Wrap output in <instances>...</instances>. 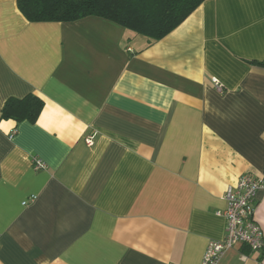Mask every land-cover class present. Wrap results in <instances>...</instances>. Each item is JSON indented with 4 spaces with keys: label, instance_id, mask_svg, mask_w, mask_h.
Masks as SVG:
<instances>
[{
    "label": "crops",
    "instance_id": "obj_1",
    "mask_svg": "<svg viewBox=\"0 0 264 264\" xmlns=\"http://www.w3.org/2000/svg\"><path fill=\"white\" fill-rule=\"evenodd\" d=\"M261 62L264 0H204L153 44L0 0V111L43 101L34 124L0 120V264H199L226 188L264 182ZM256 203L264 233V184ZM216 264H264V248Z\"/></svg>",
    "mask_w": 264,
    "mask_h": 264
},
{
    "label": "trees",
    "instance_id": "obj_2",
    "mask_svg": "<svg viewBox=\"0 0 264 264\" xmlns=\"http://www.w3.org/2000/svg\"><path fill=\"white\" fill-rule=\"evenodd\" d=\"M203 1L15 0V4L29 23H69L95 17L114 23L153 44L175 30ZM257 65L264 67V62ZM42 108L43 101L33 94L10 97L2 105L0 120L34 124Z\"/></svg>",
    "mask_w": 264,
    "mask_h": 264
},
{
    "label": "built area",
    "instance_id": "obj_3",
    "mask_svg": "<svg viewBox=\"0 0 264 264\" xmlns=\"http://www.w3.org/2000/svg\"><path fill=\"white\" fill-rule=\"evenodd\" d=\"M216 90L221 87L212 81ZM87 147H92L94 134L84 138ZM40 160H35L34 170L44 168ZM261 179L250 174L241 175L235 185L228 186L224 192L226 207L217 212L225 221L224 237L220 241H210L202 255L199 264H216L221 256L228 250L239 245L246 246L251 252L259 253L264 248V233L256 221V194L263 187ZM28 202H24L26 205Z\"/></svg>",
    "mask_w": 264,
    "mask_h": 264
}]
</instances>
